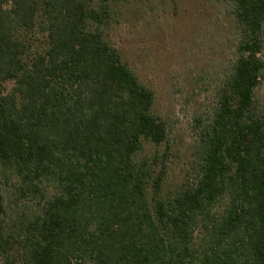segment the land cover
<instances>
[{
	"label": "trees",
	"instance_id": "1",
	"mask_svg": "<svg viewBox=\"0 0 264 264\" xmlns=\"http://www.w3.org/2000/svg\"><path fill=\"white\" fill-rule=\"evenodd\" d=\"M141 1L0 0V264H264V0H219L235 59L172 195L156 93L109 39Z\"/></svg>",
	"mask_w": 264,
	"mask_h": 264
},
{
	"label": "rangeland",
	"instance_id": "2",
	"mask_svg": "<svg viewBox=\"0 0 264 264\" xmlns=\"http://www.w3.org/2000/svg\"><path fill=\"white\" fill-rule=\"evenodd\" d=\"M109 39L156 93L155 109L168 124L165 193L172 195L194 175L198 120L213 111L235 59V22L219 0H142L122 9ZM258 96L264 106V83ZM154 150L147 147L148 153Z\"/></svg>",
	"mask_w": 264,
	"mask_h": 264
}]
</instances>
